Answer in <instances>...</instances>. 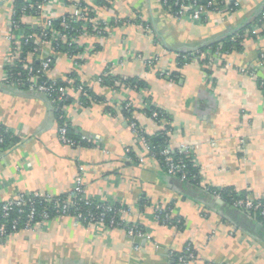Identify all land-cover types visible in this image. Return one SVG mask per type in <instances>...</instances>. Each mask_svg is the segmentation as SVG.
I'll use <instances>...</instances> for the list:
<instances>
[{"label": "crops", "instance_id": "1", "mask_svg": "<svg viewBox=\"0 0 264 264\" xmlns=\"http://www.w3.org/2000/svg\"><path fill=\"white\" fill-rule=\"evenodd\" d=\"M234 2L238 10L225 22L199 26L174 19L161 0H115L112 11L100 15L99 24L116 14L121 25L107 36H85L81 41L84 56L76 62L58 53L50 74V79L61 81L77 71L92 95L105 100L96 104L95 96H90L89 106L68 109L71 125L80 136L96 138L101 144L75 149L59 141L56 115L47 98L3 85L13 3L0 0V122L17 138L0 157V201L34 192L67 195L85 167L87 194L132 207L135 214L130 220L152 236V241L133 240L121 229L87 227L63 218L39 232H18L0 246V264H173V256L188 244L198 256L194 264H264L262 221L220 202L204 187H189L151 160L139 164L129 158L126 150L139 155L141 146L120 107L132 102L133 118L153 135L161 127L140 108L143 96L152 98L179 131L170 136L171 147L192 150L203 184L264 200V95L258 83L264 79L260 59L264 29L244 40L240 52L225 56L227 64L213 62L205 68L198 61L181 67L175 56L222 47L237 30L256 24L264 0ZM56 3V18L73 9L71 0ZM138 16L150 25L151 33L143 30ZM139 56L158 59L150 67ZM108 67L116 75L138 78L149 88L142 94L124 87L114 93L95 81ZM166 70L176 74L177 80L164 78ZM161 205L174 208V215L184 220L183 229L156 221L153 208Z\"/></svg>", "mask_w": 264, "mask_h": 264}, {"label": "built area", "instance_id": "2", "mask_svg": "<svg viewBox=\"0 0 264 264\" xmlns=\"http://www.w3.org/2000/svg\"><path fill=\"white\" fill-rule=\"evenodd\" d=\"M59 1L12 0L13 10L9 20L8 35L10 53L4 63L5 75L3 85L10 89L24 90L47 98L55 112L57 123L58 120L62 122L60 125L58 123L59 141L61 144L75 149L82 148L83 142L90 146L100 147L101 144L96 138L82 137L81 141H76L68 134V125L71 123L68 109L72 106L78 108L84 107L85 102L80 97L83 94H87V89H90V86L85 80L80 78L77 71H74L77 74V78L67 76L61 81L50 79V74L55 66L54 59L58 57L56 49L59 48L60 43L68 47L69 53L66 55L69 59L76 62V60L84 56V48L82 49L83 52L77 50H81L78 49V45L81 46V41L85 36H91L94 39L107 36L109 32L120 24L119 17L116 14L112 16L113 20H102V25L99 24L101 20L100 15L104 12L112 11V5H114L115 0H105L107 4L104 6L98 4L99 0H71L72 11L61 17L62 26L61 28H56L53 22L60 19L55 17L56 2ZM234 1L161 0V3L166 13L174 19L203 26L210 24L217 25L225 22L229 18V14L238 10L239 4ZM18 3H21L19 13L16 9ZM261 15L253 28L248 29L244 34L233 36L231 40L234 42L242 40V44L244 40L254 37L259 30L264 29V10ZM138 18L143 30L151 33L150 25H146L141 16H138ZM29 19L31 22L27 23ZM21 22L32 29L41 27L43 30L39 35L35 34V32L28 34ZM89 27H91V32L89 31ZM31 40H34L36 46L34 53L26 57L22 71L11 72L13 67H17V61L20 59L23 45L28 44ZM201 50L200 48L193 49L189 54L184 56L185 63L183 67L206 58L208 62L204 64L205 68L211 66L213 62L227 64L225 63V56L229 53H223L221 46H218L213 51L201 52ZM47 51L49 53L46 55ZM175 56L178 57L179 54H175ZM139 57L150 67L154 66L158 59L156 57L155 59L148 60L142 58V56ZM260 59L262 61L261 64L264 63V53L261 54ZM35 63H40V70L34 68ZM76 66L79 68V64H76ZM6 68L9 69L6 70ZM105 71L112 73V68L108 67ZM241 71L243 73L248 72V70ZM103 74L100 76H104ZM251 75L255 76V73L251 72ZM162 76H165L166 79H171V73L167 70L162 73ZM98 77H96L95 81L101 84L102 79H98ZM258 80L263 81L260 82V88H264V79L259 78ZM116 86L128 89V87H125L120 82H117ZM73 93H76L75 97H73ZM114 93L119 92L114 91ZM70 100L72 101L70 102ZM94 103L97 104V101H94ZM152 106L153 102L147 100L146 96H143L140 108L147 110ZM130 107L134 108L132 102L128 101L127 109ZM166 113L167 111L165 110H151L150 114L144 112L145 116L155 121L161 129L166 130L168 137L171 138L170 136L179 133V131H175ZM124 119L141 146V153L139 155H136L132 149L126 150L131 160L139 164H145L146 161L151 160L158 164L169 176L178 178L185 183L191 180V178H188V173L184 170V166L174 161L171 155V147L157 153V150L147 137L150 135L145 129L133 117H124ZM167 125L169 129H167ZM3 133L14 135L15 131L0 122V157L12 148V146L4 147L5 139ZM178 150L185 155L191 156L193 154L192 150L188 147L183 146ZM194 162L197 163L195 160ZM85 175L86 168L81 167L79 174L74 180L72 190L64 197L34 192L18 195L7 201H0V246L7 244L22 230L39 232L50 222L63 218H72L87 227L95 226L109 230L121 229L133 240L143 238L145 241H152V236L138 222L130 220L135 214V210L132 207L127 206L119 200L109 201L88 195L84 181ZM192 179H198V186L206 188L217 199H222L218 190H213L212 187L203 184L201 173L199 176L192 177ZM236 198L233 200V208L255 218L259 216L264 218V201L252 199L248 195L237 196ZM143 208L144 206L141 207V210ZM153 209L154 217L160 224L167 226L168 224H172L175 219H177L176 226L181 223V218H177L174 215L173 207L161 205L155 206ZM135 249L138 250L139 247L135 246ZM175 257L173 264H194L198 260V256L190 244L185 247L182 253ZM205 264L213 263L208 262Z\"/></svg>", "mask_w": 264, "mask_h": 264}, {"label": "trees", "instance_id": "3", "mask_svg": "<svg viewBox=\"0 0 264 264\" xmlns=\"http://www.w3.org/2000/svg\"><path fill=\"white\" fill-rule=\"evenodd\" d=\"M202 1H205V0H202ZM99 5H103L102 3H98ZM20 6H21V3H18L16 5V9H17V12L19 13V9H20ZM262 15L259 16V18L261 17ZM258 18V19H259ZM138 23H140V21H137ZM113 23V22H112ZM111 23V24H112ZM22 26L23 28L27 31L28 34H33L35 32V34H40V32L43 30V28L41 27H38L36 29H32L31 27H29L28 25L22 23ZM54 26L56 28H61L62 26V19H57V20H54L53 22ZM121 25V24H120ZM255 25V24H251L249 26H246L244 28H241L239 30H237L235 33H233L232 35H230L229 37H227V39L224 40V42L222 43V50H223V53H233V52H240L242 50V40L240 41H237V42H234L232 41V37L237 35V34H244L248 29L250 30L252 28V26ZM89 31L91 32V27H89ZM62 42V41H61ZM56 46V44H55ZM219 45H215L211 48H201V52H207V51H213L215 50ZM36 49V46L34 44V40H31L29 41L28 44H24L23 45V49H22V52L20 53V59L17 61V67H13L12 71L11 72H17V71H22L23 68H24V64H25V59L26 57H28L30 54H33L34 51ZM78 49H81V50H77V51H81L83 52V47L79 46L78 45ZM57 53H63V54H68L69 53V50H68V47L65 45V44H62L60 43L59 44V48L56 49ZM192 51V50H191ZM190 51V52H191ZM190 52H186V53H180V52H177L176 54H179V56L177 57V61H178V64L183 67L184 63H185V58L184 56H186L187 54H189ZM227 54V55H229ZM199 62H201V64H205L208 62L207 58L204 59V60H200ZM57 63V57L54 59V64L56 65ZM55 67V66H54ZM34 68L37 69V70H40V63H35L34 64ZM9 68H6V70H8ZM104 76H99L98 79H102V82L100 85H102L103 87H109L112 91H120V89L122 88V86L118 87L116 86V83L117 82H120L122 83L123 85H125V87H128V89L132 90V91H135L137 93H143L145 92L149 87H147V84L140 81L138 78H133V77H126V76H121V75H116V74H113L109 71H105ZM76 77L77 78V74L75 72L69 74V77ZM165 78V76H164ZM169 80H177V75L176 74H171V79ZM260 82H263L262 80H258V83H259V87L260 86ZM261 91L263 92L264 91V88H260ZM90 96L93 98V96H95V101H97V103H104L105 100L104 98H100L98 97L97 95H92V89H87V94H83L81 95V99L85 102L84 104V107H87L89 106V98ZM147 100L152 101V98H147ZM72 100H70L71 102ZM127 104H128V101L127 102H124L122 104H120V107H122L123 109V116L126 117V118H131L133 117V113L135 111V109L133 107H130L127 109ZM151 110H157V111H163V109H161L159 106H157L155 103H153V106L150 108V109H147V110H142L141 111L144 113V112H147L148 114H150ZM110 114L113 115V116H116L115 112L114 111H110ZM167 114V117L169 118L170 122L172 123V118L171 116ZM58 123L59 125L62 124V122H59L58 120ZM4 128V127H3ZM161 129V128H160ZM167 129H169V126L167 125ZM4 134V139H5V143H4V147H10L12 146L15 142H17V138L12 135L11 133H3ZM68 134L69 136L76 140V141H81L82 140V136H80V133L77 132L73 126L71 125V123H69L68 125ZM151 142V144L155 147V149L157 150L156 152L157 153H160V151L166 149V148H170L171 147V139L168 137L167 135V132L166 130H159L157 133L153 134V135H150V136H147ZM83 148H94V146H90L88 144H86L85 142H83ZM172 149V152H171V155L173 156L174 158V161L180 163L182 166H184V170L188 173V178H191V180L189 182H187V184L189 185V187L191 188H199L201 186H198V179L194 180L192 179V177L194 176H199L200 175V167L198 165V163H195L194 160L196 161V158L195 156L192 154L191 156L189 155H185V154H182L180 152V150L178 149ZM197 162V161H196ZM213 190H218V192L221 194L222 196V199L224 200V202H226L227 204H230L231 206L233 205V200L234 199H237L236 197L237 196H245L246 194L245 193H237L235 191H231V190H220V189H215V188H212ZM212 195V194H211ZM66 196V195H64ZM62 196V197H64ZM261 201H264V200H261ZM179 218V217H177ZM258 220L262 221L264 223V218L259 216V217H256ZM176 220L175 219L173 221L172 224H166L167 226H170V227H173V226H176ZM0 221H1V217H0ZM163 225V224H162ZM184 220L181 218V223L177 224V228L178 229H183L184 228ZM177 256V254L175 255ZM173 257V258H176V257Z\"/></svg>", "mask_w": 264, "mask_h": 264}, {"label": "water", "instance_id": "4", "mask_svg": "<svg viewBox=\"0 0 264 264\" xmlns=\"http://www.w3.org/2000/svg\"><path fill=\"white\" fill-rule=\"evenodd\" d=\"M195 189L198 190L199 188H195ZM219 201L224 203V200L222 199H219Z\"/></svg>", "mask_w": 264, "mask_h": 264}]
</instances>
